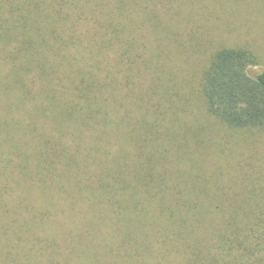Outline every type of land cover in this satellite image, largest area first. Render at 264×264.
<instances>
[{"label":"trees","instance_id":"trees-1","mask_svg":"<svg viewBox=\"0 0 264 264\" xmlns=\"http://www.w3.org/2000/svg\"><path fill=\"white\" fill-rule=\"evenodd\" d=\"M190 1L0 0V264H264V160L213 145L264 135V69L191 91Z\"/></svg>","mask_w":264,"mask_h":264},{"label":"rangeland","instance_id":"rangeland-1","mask_svg":"<svg viewBox=\"0 0 264 264\" xmlns=\"http://www.w3.org/2000/svg\"><path fill=\"white\" fill-rule=\"evenodd\" d=\"M187 8L179 31L191 36L183 37L182 41L187 40V43L177 54V59H180L182 76L188 79L191 91L190 78L196 81L198 91L204 70L216 50L222 47L243 46L251 49L258 57L259 64L249 71L264 69V0H191ZM165 39L162 35L158 37L159 41ZM241 136L232 137L224 130L217 129L213 145L229 153L226 141L232 138L236 140L238 152L255 156L256 161L264 160V135L256 139L248 134Z\"/></svg>","mask_w":264,"mask_h":264}]
</instances>
